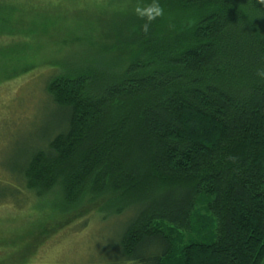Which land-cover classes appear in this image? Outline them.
<instances>
[{"label": "trees", "instance_id": "obj_1", "mask_svg": "<svg viewBox=\"0 0 264 264\" xmlns=\"http://www.w3.org/2000/svg\"><path fill=\"white\" fill-rule=\"evenodd\" d=\"M102 2L105 27L75 29L82 57L51 67L59 128L9 194L44 203L0 264L97 213L132 216L112 264H264V0H159L147 32L133 9L152 0ZM20 8L0 0V37L17 40L0 45V83L35 70Z\"/></svg>", "mask_w": 264, "mask_h": 264}, {"label": "rangeland", "instance_id": "obj_2", "mask_svg": "<svg viewBox=\"0 0 264 264\" xmlns=\"http://www.w3.org/2000/svg\"><path fill=\"white\" fill-rule=\"evenodd\" d=\"M102 1L14 0L21 7L18 15L25 29L34 32L37 43L34 39L29 43L37 56L32 58L35 70L0 83V263L30 241L29 224L38 218L37 206L44 203L26 194L17 205L9 194L19 196L15 188L22 191L18 177L21 164L33 150L44 147L45 137L59 128L61 114L46 92L51 67L69 60L75 64L82 57L75 29L83 34L85 27H91L89 21L105 27L114 7ZM13 41L17 43L11 37H0V45ZM131 217L126 214L104 220L97 213L85 218L48 239L26 264H112L118 260L116 243Z\"/></svg>", "mask_w": 264, "mask_h": 264}, {"label": "clouds", "instance_id": "obj_3", "mask_svg": "<svg viewBox=\"0 0 264 264\" xmlns=\"http://www.w3.org/2000/svg\"><path fill=\"white\" fill-rule=\"evenodd\" d=\"M133 12L137 17L146 21L143 25V30L147 32L149 24L158 17H161L164 14V9L159 0H152V2L146 6L142 3H137ZM255 74L259 79L264 80V67H258Z\"/></svg>", "mask_w": 264, "mask_h": 264}]
</instances>
